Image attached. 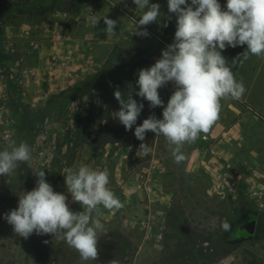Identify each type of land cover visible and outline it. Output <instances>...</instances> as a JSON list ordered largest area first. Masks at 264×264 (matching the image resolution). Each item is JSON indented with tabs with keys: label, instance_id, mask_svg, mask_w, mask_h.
<instances>
[{
	"label": "rangeland",
	"instance_id": "1",
	"mask_svg": "<svg viewBox=\"0 0 264 264\" xmlns=\"http://www.w3.org/2000/svg\"><path fill=\"white\" fill-rule=\"evenodd\" d=\"M98 2L7 0L0 21V150L13 142H26L32 159L0 176V264H264V56L242 58L234 77L243 83L244 94L239 100L221 99L216 122L223 127L214 131L210 126L205 132L211 139L207 145L201 146L198 138L186 143L185 159L179 163L164 137L147 132L141 141L147 151L141 144L134 147L135 126L126 131L116 119L117 90L144 103L137 125L150 115L162 119L161 107L151 109L149 102L135 95L138 71L156 62L151 53L129 54L116 47L85 76L100 74L105 82L97 97L105 110L100 122L104 128L109 123L107 130L118 143L101 149L82 144L74 124L76 113L84 118L80 99L42 122L26 117L36 109L23 104L19 91L23 86L12 63H23L25 54L35 56L37 43L47 40L52 30L57 36L73 30L82 11L91 14L96 11L92 4ZM219 2L223 8L226 0ZM174 32L172 26L164 34L167 44L173 42ZM60 89L46 97L43 107L51 95L64 91ZM174 90L172 82L158 90L165 106ZM246 114L256 124L247 132L231 129ZM82 165L107 170L108 187L122 204L119 209L100 207L93 213L103 230L97 234L98 255L87 262L57 235L37 250L2 218L17 207L19 196L34 189L35 174L41 170L54 191L67 196L71 211L81 212L67 193L63 174L66 168L76 170ZM252 220L255 232L248 236L244 226ZM225 222L230 226L227 230L222 226Z\"/></svg>",
	"mask_w": 264,
	"mask_h": 264
},
{
	"label": "clouds",
	"instance_id": "2",
	"mask_svg": "<svg viewBox=\"0 0 264 264\" xmlns=\"http://www.w3.org/2000/svg\"><path fill=\"white\" fill-rule=\"evenodd\" d=\"M132 3L141 13L139 20H135V34L148 37L146 29L139 32L137 29L153 23L168 26L161 24L159 4L150 0H132ZM167 10L175 16L173 42L161 51L152 66L138 71L135 85L138 88L135 95L149 102V108L163 109L162 119L150 115L137 125L144 103H138L132 94L124 97L119 90L114 92L120 105L115 115L126 131L135 126L134 136L139 141L145 140L147 132L164 137L173 146L172 155L179 163L185 159L183 146L195 142L217 120L221 99L239 100L245 92L223 52L246 45L237 58L246 60L249 54L264 56V0H226L223 8L219 0H167ZM89 19L94 26L101 20L95 16ZM102 19L106 25L104 31L115 34L116 22L107 17ZM169 82L175 90L165 106L158 90ZM140 148L147 151L148 146L141 144ZM31 159L26 142L9 144L0 150V176ZM35 176L34 189L19 196L17 207L2 218L19 237L27 239L34 233L57 235L78 252L82 261L95 260L97 234L103 230V224L93 213L100 207L107 210L122 207L108 187V171L87 165L64 170L67 193L83 209L78 213L70 210L67 196L55 192L46 181L45 171H38ZM222 226L225 230L230 227L227 222Z\"/></svg>",
	"mask_w": 264,
	"mask_h": 264
},
{
	"label": "crops",
	"instance_id": "3",
	"mask_svg": "<svg viewBox=\"0 0 264 264\" xmlns=\"http://www.w3.org/2000/svg\"><path fill=\"white\" fill-rule=\"evenodd\" d=\"M150 2L160 5L161 24L167 23L168 26L164 28L153 23L137 29V32L146 29L148 37L135 34V20H139L141 13L136 10L132 0H99L98 5L92 4L96 6V11L91 14L86 10L82 11L80 22L73 30H67L61 36L55 35L52 30L47 40L37 43L38 51L35 56L25 54L21 58L23 63H12L15 78L23 86L19 90L23 104L35 109L42 108L50 93H56L60 88L64 90L69 84L83 79L94 66H101L116 47L129 54L151 53L152 58L157 61L161 51L169 45L163 36L170 27L175 26V16L168 13L167 0ZM90 16L101 20L94 26ZM104 17L116 22L115 34L104 31ZM252 124L256 123L246 114L231 129L238 127L239 130L247 132ZM220 126L222 123L215 121L211 128L218 131Z\"/></svg>",
	"mask_w": 264,
	"mask_h": 264
},
{
	"label": "trees",
	"instance_id": "4",
	"mask_svg": "<svg viewBox=\"0 0 264 264\" xmlns=\"http://www.w3.org/2000/svg\"><path fill=\"white\" fill-rule=\"evenodd\" d=\"M245 49L246 45L234 49L227 48L223 52V55L229 62V67L231 68L234 76L243 58L237 57L240 56L245 51ZM99 77L100 74L89 75L85 77V81L76 83L71 89L51 95L46 102V107L28 111L26 113V117H29L30 120L36 119L39 122H42L44 121V119L49 118L53 114V112L54 114H62L65 109L64 107L70 106V104L73 103L76 99H80L81 101L79 103V106L82 107L84 118L82 120V118H80V113H76L74 124L75 129L78 131V134H81L82 136V144H87L101 149V147H104L107 144L118 143V138L112 137V135L109 134L110 131L107 130V127H109V123L107 126H105L106 128H104L101 123V120L103 119L102 116L105 113V110L101 109L102 107L99 106L100 104L97 97L98 91L101 89L102 85H105V82L100 80ZM107 81L110 80L108 79ZM110 87L113 88V86ZM105 88H108V86H106ZM84 97L87 98L85 102L82 101ZM107 110L109 111V109ZM96 123L97 126L94 125ZM135 140L136 141H134V147L139 146L141 144V141L137 139ZM13 209L15 208H10V210ZM54 237L55 235H36L34 233L27 239L34 248L39 250L47 245Z\"/></svg>",
	"mask_w": 264,
	"mask_h": 264
},
{
	"label": "water",
	"instance_id": "5",
	"mask_svg": "<svg viewBox=\"0 0 264 264\" xmlns=\"http://www.w3.org/2000/svg\"><path fill=\"white\" fill-rule=\"evenodd\" d=\"M8 8L7 0H0V21L3 17V14L6 12ZM256 222L254 220L249 221L245 224L244 229L246 231V235L250 236L255 232Z\"/></svg>",
	"mask_w": 264,
	"mask_h": 264
},
{
	"label": "built area",
	"instance_id": "6",
	"mask_svg": "<svg viewBox=\"0 0 264 264\" xmlns=\"http://www.w3.org/2000/svg\"><path fill=\"white\" fill-rule=\"evenodd\" d=\"M198 143L201 145V146H204V145H207L209 143V141H211L210 137L206 134H200L198 136ZM253 199H256V197H253ZM259 204L262 202V200L260 199L259 201Z\"/></svg>",
	"mask_w": 264,
	"mask_h": 264
}]
</instances>
